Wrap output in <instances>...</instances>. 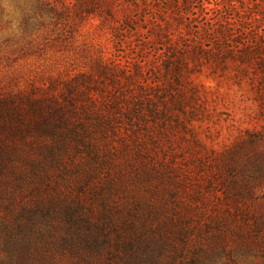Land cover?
Returning a JSON list of instances; mask_svg holds the SVG:
<instances>
[{
	"label": "rangeland",
	"instance_id": "rangeland-1",
	"mask_svg": "<svg viewBox=\"0 0 264 264\" xmlns=\"http://www.w3.org/2000/svg\"><path fill=\"white\" fill-rule=\"evenodd\" d=\"M157 2L149 8L168 23L162 33L152 17L131 23L137 33L97 15L65 19L71 0H0V95L40 93L100 56L123 66L106 69L108 79L148 84L122 92L114 128L88 125L60 152L36 132L2 130L0 142L16 146L19 167L53 173V150L57 167L95 169V186L111 178L122 187L113 197L148 203L155 222L178 219L148 264H264V0ZM108 79L90 86L111 88Z\"/></svg>",
	"mask_w": 264,
	"mask_h": 264
},
{
	"label": "trees",
	"instance_id": "trees-1",
	"mask_svg": "<svg viewBox=\"0 0 264 264\" xmlns=\"http://www.w3.org/2000/svg\"><path fill=\"white\" fill-rule=\"evenodd\" d=\"M157 4V0H71L73 10L64 18L97 15L110 29L137 33L131 23L139 16L152 17L149 6ZM152 19L156 32L162 33L166 20L157 21V15ZM168 32L166 38L172 39L173 32ZM112 63L100 56L90 71H78L60 83L51 81L40 93L20 90L0 95V131L21 138L36 132L54 139L60 152L67 143L82 140L88 125L98 131L114 128L111 111L120 110L119 100L128 101L122 92H144L148 84L136 81L128 88L120 85L117 75L108 79L106 69L123 67L119 63L110 67ZM95 75L108 79L111 88L91 87ZM143 98L150 100L147 93ZM11 148L0 142V264H101L102 258V264H148L153 247L166 238V224L178 223L172 216L165 217V224L155 222L153 208L140 199L114 198L112 191L122 187L111 178L95 186V169L57 167L53 150L52 173L33 163L29 170L12 163Z\"/></svg>",
	"mask_w": 264,
	"mask_h": 264
}]
</instances>
